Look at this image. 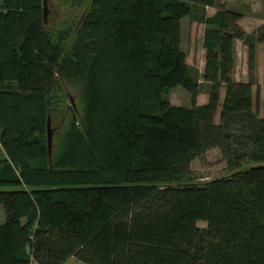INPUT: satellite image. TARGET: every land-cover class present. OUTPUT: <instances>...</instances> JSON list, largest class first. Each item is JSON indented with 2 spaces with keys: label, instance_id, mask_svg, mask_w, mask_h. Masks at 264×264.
I'll list each match as a JSON object with an SVG mask.
<instances>
[{
  "label": "trees",
  "instance_id": "16d2710c",
  "mask_svg": "<svg viewBox=\"0 0 264 264\" xmlns=\"http://www.w3.org/2000/svg\"><path fill=\"white\" fill-rule=\"evenodd\" d=\"M61 1L84 8L46 28L42 0H0V264H264V99L259 116L252 95L264 0L252 33L217 0ZM183 17L204 25L202 105ZM236 40L247 82L233 79ZM176 87L190 108L169 102ZM212 148L227 174L192 182Z\"/></svg>",
  "mask_w": 264,
  "mask_h": 264
},
{
  "label": "rangeland",
  "instance_id": "374dc122",
  "mask_svg": "<svg viewBox=\"0 0 264 264\" xmlns=\"http://www.w3.org/2000/svg\"><path fill=\"white\" fill-rule=\"evenodd\" d=\"M47 15L46 28H55L60 25L63 19L72 13H80L81 7L72 9L65 5L61 0H46ZM217 6L223 9L232 10L242 15V18L237 21L242 29L248 33L254 32L259 26L263 24L262 20V4L260 0H217ZM205 12L211 16L215 13L216 7H206ZM181 25V49L187 54L188 65L191 66L192 73L197 74L200 81L199 94L201 100L207 98L208 84L202 80V72L204 67L205 50L202 45V36L204 25L190 17H183L180 20ZM249 67L247 60V47L240 40L235 41V65L233 68V79L246 80L249 78ZM254 77V85L252 86L253 104L257 109L258 115H262V104L264 99V44L256 45V55L254 61V69L252 71ZM237 82V81H236ZM64 91L67 96V106L70 107L73 115H77V110L72 109V103L68 95L74 98V105L76 107L78 99V89H71L65 84ZM224 88L220 89L221 100L223 98ZM169 97L173 105L182 106L186 108L191 107L189 95L180 87H176L169 91ZM219 110V108H218ZM219 113L215 115V120L218 121ZM59 120H54L49 117V128L51 130V147H53L55 136L59 130ZM0 153L2 149L0 147ZM192 173V182L196 184H204L220 176L227 174L225 161L217 148L207 150L203 155L196 157L190 164ZM4 221L3 209L0 205V223ZM199 227H205V222L199 221ZM71 264H80L74 258H70ZM83 264V263H82Z\"/></svg>",
  "mask_w": 264,
  "mask_h": 264
},
{
  "label": "water",
  "instance_id": "95a60500",
  "mask_svg": "<svg viewBox=\"0 0 264 264\" xmlns=\"http://www.w3.org/2000/svg\"><path fill=\"white\" fill-rule=\"evenodd\" d=\"M46 15H47V4H46V0H42V22L43 25H46ZM70 98V102L72 103V107L75 108L74 106V98L70 95H68ZM76 115H74L75 117ZM46 140H47V151H48V155L50 156L51 154V130L49 128V118H47V122H46Z\"/></svg>",
  "mask_w": 264,
  "mask_h": 264
},
{
  "label": "crops",
  "instance_id": "0c3cea01",
  "mask_svg": "<svg viewBox=\"0 0 264 264\" xmlns=\"http://www.w3.org/2000/svg\"><path fill=\"white\" fill-rule=\"evenodd\" d=\"M238 24V23H237ZM240 27H241V25L240 24H238ZM242 28V27H241ZM245 30V29H244ZM246 31V30H245ZM247 32V31H246ZM205 50V49H204ZM186 61H187V58H186ZM187 64H188V62H187ZM237 82L238 81H241V82H243V81H246V80H236ZM206 100H207V98L205 99H202L201 100V98H200V96H198V98H197V104H205V102H206ZM80 264H82V263H80Z\"/></svg>",
  "mask_w": 264,
  "mask_h": 264
},
{
  "label": "bare ground",
  "instance_id": "6f19581e",
  "mask_svg": "<svg viewBox=\"0 0 264 264\" xmlns=\"http://www.w3.org/2000/svg\"><path fill=\"white\" fill-rule=\"evenodd\" d=\"M41 6H42V4H41ZM180 45H181V42H180ZM181 47V46H180ZM200 82V81H199ZM238 82H241V81H238ZM201 93V92H200ZM223 95H224V93H223ZM221 96V95H220ZM168 99H169V102L172 104V102H171V99H170V97H169V95H168ZM199 105H202V104H199ZM75 106V105H74ZM72 109H76V107L75 108H73L72 107ZM219 113V111H217V113L216 114H218ZM215 114V115H216ZM64 264V263H63Z\"/></svg>",
  "mask_w": 264,
  "mask_h": 264
},
{
  "label": "built area",
  "instance_id": "2783aa9c",
  "mask_svg": "<svg viewBox=\"0 0 264 264\" xmlns=\"http://www.w3.org/2000/svg\"><path fill=\"white\" fill-rule=\"evenodd\" d=\"M31 264H35V263H31ZM64 264H71V260L69 259V260L66 261Z\"/></svg>",
  "mask_w": 264,
  "mask_h": 264
}]
</instances>
